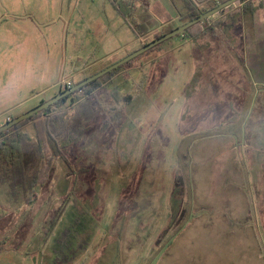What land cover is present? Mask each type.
I'll return each instance as SVG.
<instances>
[{
	"label": "rangeland",
	"instance_id": "374dc122",
	"mask_svg": "<svg viewBox=\"0 0 264 264\" xmlns=\"http://www.w3.org/2000/svg\"><path fill=\"white\" fill-rule=\"evenodd\" d=\"M135 1L128 22L149 29L139 37L108 0H0V125L53 98L62 79L78 84L189 15L182 0ZM240 8L72 100L55 130L68 147L52 158L44 184L20 198L0 185V264H263L259 211L250 208L246 220L232 199L234 186H246L247 164L232 169L230 137H216L231 133L232 109L228 96L219 103L215 76L229 77L224 25ZM27 144L31 153L34 141ZM41 164L29 166L30 178ZM236 218L255 234L240 232Z\"/></svg>",
	"mask_w": 264,
	"mask_h": 264
},
{
	"label": "crops",
	"instance_id": "0c3cea01",
	"mask_svg": "<svg viewBox=\"0 0 264 264\" xmlns=\"http://www.w3.org/2000/svg\"><path fill=\"white\" fill-rule=\"evenodd\" d=\"M258 1H262L260 2L262 3L260 9L250 13L244 10L243 4H241L238 13L231 15L227 19L228 23L226 22L224 25L229 29L228 34H230H226L230 42V48L227 50L230 53L229 77L226 75L222 77L221 73L219 74L220 77L215 76V89L220 104L223 102H221V98L228 96L224 101L232 109L231 133L226 135L221 130L216 137H230V152L234 157L231 160L232 169L242 168L241 159L247 164L246 186L244 189L234 186L232 199L237 208L241 209V212L245 211L246 220L250 219V208L255 209L257 207L259 211H256L259 219L256 224L257 232L262 234L264 244V161H257L255 155L256 153L264 154V0ZM224 31L227 32L226 29ZM69 80L70 77L62 79L59 85L60 89L71 85L66 84ZM55 94L57 95V93ZM28 111L30 109L21 112L17 117ZM17 117L11 113L7 116L6 123ZM5 124L0 125V127ZM243 153H245L244 158L242 157ZM5 214L0 207V218H3ZM229 220L231 219L225 217L221 224L225 225ZM233 224H244L246 228L239 229L240 232L255 234V230L249 228L247 222L243 223L236 218Z\"/></svg>",
	"mask_w": 264,
	"mask_h": 264
},
{
	"label": "trees",
	"instance_id": "16d2710c",
	"mask_svg": "<svg viewBox=\"0 0 264 264\" xmlns=\"http://www.w3.org/2000/svg\"><path fill=\"white\" fill-rule=\"evenodd\" d=\"M108 1L110 2L114 10L117 12V14L129 24L128 22L129 19L133 18L137 10L136 1L135 0H108ZM182 1L184 2L186 9L189 11V15L185 16L183 15V13L182 14L179 13V19L182 22L181 26L185 23H188L191 20L198 18L202 13H205L217 7L218 5L222 4L227 0L219 1L209 9H205V10L198 9L201 0H182ZM247 1L248 0H240L237 3H240V5L243 4V9L250 13H254L256 10L262 7V3L260 4H256L255 2L248 3ZM235 4H233L230 7H233ZM224 11L218 14H221ZM185 20L188 21L186 22ZM210 20L211 18L197 25H194L193 27L189 28L185 33L179 35V37L181 36L186 37L190 40L198 39V37L208 33L205 31L203 32L202 29L204 26L209 24ZM130 28L137 37L141 35H145L149 30L147 25L139 22L132 23L130 25ZM175 29L173 28L166 33H161L159 35H156L153 38V40L160 38L163 35ZM208 29L213 30L211 28ZM153 40H151V42ZM159 46L155 47L153 50L157 49ZM136 60L137 58L125 64L124 66L112 71L111 73L105 75L104 77L94 81L93 83L85 86L81 90L70 95L68 98L57 102L56 104L47 108L46 110L35 114L29 119L18 124L17 126L0 134V185L8 184L10 188V194L15 198H17V196L21 197V194L26 192L25 190H28L29 188L32 190L34 184L43 185L45 182L44 176L46 175V170L49 169L51 170V172L54 170V168H49V165L52 163L51 161L52 158L53 157L58 158V156L62 157V154L68 147L69 142H67V139L61 142L58 141V139L56 138L57 136L55 130L58 128L60 121H62L64 117L68 115V112L70 110H73L72 108L74 104L72 103L73 102L72 100L77 99L79 97L87 98L90 94H92L91 92L99 89L101 83L111 78L116 72L120 71L122 68L126 66H131ZM66 89H68V87L61 88L59 93L65 91ZM113 95H115V99L117 102H121L125 99L118 93V91ZM68 100H71V104H69V106L66 105ZM42 103H44V101ZM30 141L31 142L34 141V145L32 146V151H31L32 154L27 153L28 151L27 142ZM33 162H35V166L37 167L40 166L41 163L42 164L40 171L36 173L34 176H32L33 178H30L28 173V168L30 165L34 166Z\"/></svg>",
	"mask_w": 264,
	"mask_h": 264
},
{
	"label": "water",
	"instance_id": "95a60500",
	"mask_svg": "<svg viewBox=\"0 0 264 264\" xmlns=\"http://www.w3.org/2000/svg\"><path fill=\"white\" fill-rule=\"evenodd\" d=\"M239 1L240 0H227V1L223 2L222 4L218 5L217 7L213 8V9H211L205 13H202L198 18L191 20L188 23H185L182 26L176 28L175 30L163 35L162 37L157 38V39L153 40L152 42L144 45L142 48H140L139 50L135 51L132 54H129L128 56H126L122 60L111 64L107 68H105V69L97 72L96 74L86 78L85 80L79 82L78 84L74 85L73 87L68 88L63 92L58 93L57 95H55L50 100L40 104L39 106H37V107L33 108L32 110L22 114L21 116L7 122L5 125L0 127V134L8 131L9 129H11L15 126H17L18 124L29 119L30 117L34 116L35 114L46 110L47 108L53 106L57 102L68 98L70 95L76 93L77 91L81 90L85 86H87V85L93 83L94 81L104 77L105 75L111 73L112 71L124 66L125 64L135 60L136 58L141 57L142 55L153 50L155 47L161 45L162 43L169 41V40H171V39H173L179 35H182L183 33H185L189 28L193 27L194 25H197L203 21H206V20L212 18L216 14L226 10L227 8H229L230 6H232L233 4H235Z\"/></svg>",
	"mask_w": 264,
	"mask_h": 264
},
{
	"label": "built area",
	"instance_id": "2783aa9c",
	"mask_svg": "<svg viewBox=\"0 0 264 264\" xmlns=\"http://www.w3.org/2000/svg\"><path fill=\"white\" fill-rule=\"evenodd\" d=\"M67 87H68V88H71V85H68Z\"/></svg>",
	"mask_w": 264,
	"mask_h": 264
}]
</instances>
